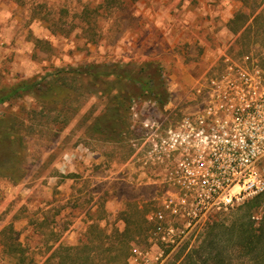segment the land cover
Listing matches in <instances>:
<instances>
[{
	"label": "rangeland",
	"instance_id": "374dc122",
	"mask_svg": "<svg viewBox=\"0 0 264 264\" xmlns=\"http://www.w3.org/2000/svg\"><path fill=\"white\" fill-rule=\"evenodd\" d=\"M189 1L184 10L185 0H0V94L22 82H53L50 93L60 103L44 111L36 93L0 103V125L6 126L0 129V173L6 175H0V264H72L77 258L76 264H128L134 245L152 248L150 225L143 221L142 232L124 242L115 235L133 228L131 222H141L142 211L151 209L154 189L138 180L142 174L131 163L132 155L127 158L128 141L134 147L141 140L125 133L112 144L84 134L105 105L118 106L99 96L97 87H87L79 74L82 69L101 72L103 64L120 70L129 63L134 72L149 61L159 64L167 78L165 107L156 109L149 99L131 103L138 114L131 108L132 120L138 121L135 131L143 136L147 111L173 119L181 115L218 49L253 53L264 61V29L256 26L258 17L264 23V0H215L208 8ZM188 10L197 15L190 25L181 20ZM148 13L162 15L151 20ZM241 15L250 18L230 30L229 19ZM66 155L74 156L70 165ZM235 211L219 217L228 224ZM96 224L107 234L102 240L96 232L88 234ZM209 234L206 228L166 250L169 258L162 264L247 261L232 243L216 242L208 251Z\"/></svg>",
	"mask_w": 264,
	"mask_h": 264
},
{
	"label": "built area",
	"instance_id": "2783aa9c",
	"mask_svg": "<svg viewBox=\"0 0 264 264\" xmlns=\"http://www.w3.org/2000/svg\"><path fill=\"white\" fill-rule=\"evenodd\" d=\"M208 68L178 118L147 111L142 121L131 163L154 189L146 215L152 248L134 245L128 264H162L166 250L264 195V61L224 49Z\"/></svg>",
	"mask_w": 264,
	"mask_h": 264
},
{
	"label": "trees",
	"instance_id": "16d2710c",
	"mask_svg": "<svg viewBox=\"0 0 264 264\" xmlns=\"http://www.w3.org/2000/svg\"><path fill=\"white\" fill-rule=\"evenodd\" d=\"M249 18L250 17H247L246 15L237 17L236 19L230 21L229 29L233 30L232 24L234 25V28H242ZM50 24L53 28V23ZM256 26L257 29H264V23L262 24L259 17L257 19ZM145 65V68L141 70V72H134V70L128 67L130 66L129 63L123 64V67L120 70H118L116 67H113V65L108 66L103 64L101 65V67H103L101 69V72L99 71L97 73L91 72V70L89 69H82V73H80L79 75L82 74L83 83H86L85 85L92 89H95L97 87L96 92L99 96H108L109 102L115 101L117 102L118 106V108L113 110L105 105V108L100 115H98L97 117H92L93 119L91 125L89 126V129H85L84 134L90 135L94 133L96 135V140L106 142L109 141L112 144H118V140H122L125 136V133H128V138L131 135L134 140L140 139L142 137L135 131L138 121L132 120L131 108L133 105L131 103L138 100H155L158 107L163 109L169 100L168 87L166 86L167 78H165L164 74H162L159 64L153 61H149ZM58 80H61V78H58L57 81ZM55 83L57 84V88L63 87L61 85L63 83L58 84L56 81ZM53 84V82L44 84L43 86L45 87L46 91H41V87L43 86H39L40 83L37 81L19 83L16 86H13L10 91L4 90L3 93L0 94V103H5L10 99L19 95L21 96L25 93H36V97L39 98L38 103L43 106L44 111L50 112V110L53 109L54 105L58 106L60 104L57 101L58 99H56V97H54L50 93L51 90L53 91ZM123 85L127 86V88L125 89ZM142 116L144 117L143 114ZM4 125H0V129L6 128V126ZM1 135L10 140L12 143L14 142L13 139H16L10 134L4 132L1 133ZM24 136L25 135L21 134L20 139L23 140ZM118 136L120 139L118 138ZM82 140L86 141L85 139ZM132 153V143L128 141L127 158H130ZM0 175L6 176L2 173H0ZM263 199L264 195H261L250 199L245 204L238 207L234 212V216L228 224L227 221L217 216L212 224H210L207 228V230L210 231V241L208 242L207 247L208 251L211 248L213 249V246L217 245L216 242H228L235 245V248H238L239 252L245 254V258H247V261H244L243 264H264ZM146 215L147 214L145 210L142 211L141 222L139 220H133L131 222L133 228H130L129 225L124 229L122 233L116 231L115 235L118 239V242H124V240L135 231L142 232V221L148 224ZM259 216L260 219H258ZM10 231H12V229H10ZM95 232L97 233V237L99 236L101 240L104 239L107 235L105 229L102 228L100 224L91 225L89 227V235ZM220 236H224V239H217ZM13 246L14 248H16V246L20 247V245H8V247L10 248ZM79 246L73 247V250L78 251L79 253ZM204 251H207V249L205 248ZM77 259H74V263L72 264H76ZM88 259H90V255L88 256ZM20 263H22V260H20ZM89 263L92 264L90 260Z\"/></svg>",
	"mask_w": 264,
	"mask_h": 264
},
{
	"label": "crops",
	"instance_id": "0c3cea01",
	"mask_svg": "<svg viewBox=\"0 0 264 264\" xmlns=\"http://www.w3.org/2000/svg\"><path fill=\"white\" fill-rule=\"evenodd\" d=\"M160 1H162V0H160ZM199 1V7H211V4L210 3H213L215 0H198ZM191 2L189 1V0H185V2L183 3L184 5H183V9L185 10V8L186 7H188L189 5L188 4H190ZM194 10H196V8L194 9ZM207 10V9H206ZM159 12H161V10L159 11ZM189 13V14H188ZM191 12H189V10L188 11H183V13L181 14V20H182V22H184L185 24H187V25H190L191 23H192V21L194 20V19H192V16H197V15H195V14H193V13H191ZM150 14H152V13H148V17H149V19L151 18V20H153V19H155V18H158L159 20H160V17H161V15L162 14H157V16L154 18L153 16H150ZM188 14V15H187ZM187 15V16H186ZM169 16L170 15H166V18H169ZM199 17V16H198ZM232 19L230 18L229 19V23H230V21H231ZM206 21H208V20H206ZM209 22V21H208ZM153 28V27H152ZM160 28H162V26H160ZM227 32H230V30L228 29V27H227V30H226ZM217 56L215 57V59L221 54V52H220V49H218L217 50ZM214 59V60H215ZM73 158H74V156L73 155H67V158L65 157V159L64 160H66L67 159V162L69 163V165H70V163H71V161L73 160ZM63 166V165H62ZM61 166V167H62ZM60 167V168H61ZM64 168H66V169H68L69 168V166H63ZM67 195L69 196L70 195V192H67Z\"/></svg>",
	"mask_w": 264,
	"mask_h": 264
}]
</instances>
